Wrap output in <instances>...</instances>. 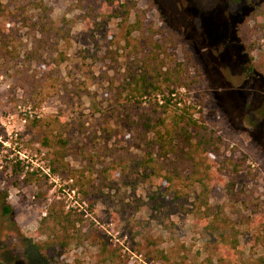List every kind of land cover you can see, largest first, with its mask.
<instances>
[{
	"label": "rangeland",
	"instance_id": "obj_1",
	"mask_svg": "<svg viewBox=\"0 0 264 264\" xmlns=\"http://www.w3.org/2000/svg\"><path fill=\"white\" fill-rule=\"evenodd\" d=\"M40 4L66 33L48 49L51 59L34 26ZM261 6L0 0V263L261 264L264 90L248 64L264 54V38L247 20ZM150 50L217 138L215 155L198 158L204 183L215 187L206 222L194 213L196 186L180 187L173 210L151 211L155 179L137 167L145 152L113 101ZM33 51L52 65L53 88L42 86ZM50 213L65 222L55 225ZM210 222L217 230L205 228Z\"/></svg>",
	"mask_w": 264,
	"mask_h": 264
},
{
	"label": "trees",
	"instance_id": "obj_2",
	"mask_svg": "<svg viewBox=\"0 0 264 264\" xmlns=\"http://www.w3.org/2000/svg\"><path fill=\"white\" fill-rule=\"evenodd\" d=\"M106 1L112 2V0ZM35 10L40 13L34 20V26L40 37L38 42L47 47L46 56L51 59V51L48 49L61 41H66L65 29L56 26L48 18L50 9L44 5L40 4ZM247 20L254 23L260 37L264 38V6L252 11ZM28 56L36 58L35 61L42 73L40 77V81H43L42 86L46 88L48 84L53 88L52 65L49 61L36 51L28 53ZM141 61L138 73L130 74L128 80L115 88L117 99L113 101L116 108L120 106L126 112L122 121L128 133L133 135L129 136V140H132V144L140 143L141 150L145 152V160L137 161V167L151 170V176L155 179L154 191L151 193V211L161 214L168 209L173 210L183 196L180 187L188 189L196 186L199 192L196 195L194 213L202 214L206 222L205 220L209 219L213 212V207L208 203V195L215 191V187L204 183L202 177L205 176V170H201L202 166L198 158L201 155H215L218 151L217 138L213 131H209L200 121L202 117H195L187 100L172 91L170 84L177 78L174 74L163 70L164 65L159 61V57L150 50ZM248 73L260 79L264 90V54L256 61L250 59ZM63 90H67L66 85L63 86ZM123 95L127 99H119ZM157 96H161V99H155ZM149 97L153 98L152 102L146 99ZM147 100L152 114L144 112L143 104ZM159 112L162 113V117H158L153 122V115ZM4 212L11 213L7 207ZM48 216L55 225L65 222L60 214L50 213ZM259 220L264 226V217ZM216 226L214 222H210L205 228L214 231L217 230ZM260 262L264 264V259Z\"/></svg>",
	"mask_w": 264,
	"mask_h": 264
},
{
	"label": "built area",
	"instance_id": "obj_3",
	"mask_svg": "<svg viewBox=\"0 0 264 264\" xmlns=\"http://www.w3.org/2000/svg\"><path fill=\"white\" fill-rule=\"evenodd\" d=\"M19 110H21V112L23 111L24 115L26 113L25 109H21V107H18ZM23 123H25V119H23Z\"/></svg>",
	"mask_w": 264,
	"mask_h": 264
},
{
	"label": "flooded vegetation",
	"instance_id": "obj_4",
	"mask_svg": "<svg viewBox=\"0 0 264 264\" xmlns=\"http://www.w3.org/2000/svg\"><path fill=\"white\" fill-rule=\"evenodd\" d=\"M1 264V263H0Z\"/></svg>",
	"mask_w": 264,
	"mask_h": 264
}]
</instances>
